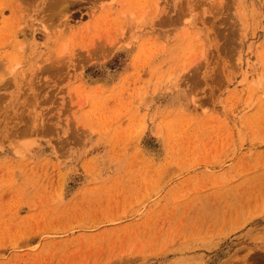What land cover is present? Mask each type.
Instances as JSON below:
<instances>
[{"label":"rangeland","instance_id":"obj_1","mask_svg":"<svg viewBox=\"0 0 264 264\" xmlns=\"http://www.w3.org/2000/svg\"><path fill=\"white\" fill-rule=\"evenodd\" d=\"M0 4V264H264V0Z\"/></svg>","mask_w":264,"mask_h":264},{"label":"bare ground","instance_id":"obj_2","mask_svg":"<svg viewBox=\"0 0 264 264\" xmlns=\"http://www.w3.org/2000/svg\"><path fill=\"white\" fill-rule=\"evenodd\" d=\"M21 1V0H20ZM6 3V2H5ZM222 3V2H221ZM2 4V3H1ZM0 4V5H1ZM15 5V4H14ZM17 5V4H16ZM6 6V5H5ZM11 6H12V4H11ZM3 8V7H2ZM63 8V7H62ZM19 10V9H18ZM24 10V9H23ZM12 11V10H11ZM62 11V10H61ZM156 15V14H155ZM1 17H3V15L1 16ZM56 17V16H55ZM5 21V20H4ZM160 21V20H159ZM12 26V25H11ZM4 28H5V26H3ZM2 28V27H1ZM123 32V31H122ZM6 33V32H5Z\"/></svg>","mask_w":264,"mask_h":264}]
</instances>
